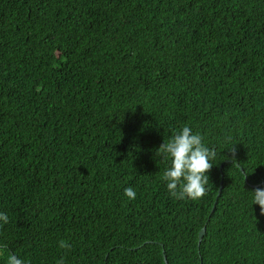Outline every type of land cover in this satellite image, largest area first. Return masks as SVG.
Listing matches in <instances>:
<instances>
[{"label":"trees","instance_id":"1","mask_svg":"<svg viewBox=\"0 0 264 264\" xmlns=\"http://www.w3.org/2000/svg\"><path fill=\"white\" fill-rule=\"evenodd\" d=\"M185 125L199 200L155 155ZM257 187L264 0H0V264H264Z\"/></svg>","mask_w":264,"mask_h":264},{"label":"clouds","instance_id":"2","mask_svg":"<svg viewBox=\"0 0 264 264\" xmlns=\"http://www.w3.org/2000/svg\"><path fill=\"white\" fill-rule=\"evenodd\" d=\"M230 151L233 166H237L235 147ZM155 155L170 161L169 167L163 172L162 179L167 182L166 187L173 198L199 200L206 195L208 190L206 185L209 183L207 174L213 167L210 161L215 159L217 152L205 146L201 134L193 133L192 129L185 125L170 139L165 140L156 150ZM252 194L253 203L258 205L261 214H264V188L257 187L252 190ZM124 195L129 200L136 198V192L132 187L126 188ZM0 221L3 224L9 223L8 215L0 212ZM59 247L70 249L71 245L65 240H60ZM3 251V246H0V254H3ZM7 264H25V261L16 254L10 253ZM57 264H64L63 259Z\"/></svg>","mask_w":264,"mask_h":264},{"label":"water","instance_id":"3","mask_svg":"<svg viewBox=\"0 0 264 264\" xmlns=\"http://www.w3.org/2000/svg\"><path fill=\"white\" fill-rule=\"evenodd\" d=\"M237 166L240 167L239 165H237ZM240 168H241V167H240ZM241 170L244 172V170H243L242 168H241ZM223 187H224V185H223V181H222V182H221V185H220L219 194H218V196H217V200H216V202H215V205H214V208H213L211 214H213V212H214V209H215V206H216V204H217V202H218V199H219V197L221 196V193H222ZM205 234H206V226L201 230V232H200V234H199V246L201 245L202 240H203ZM107 258H108V255H107L106 259H107ZM165 261H166V264H168L166 258H165Z\"/></svg>","mask_w":264,"mask_h":264}]
</instances>
